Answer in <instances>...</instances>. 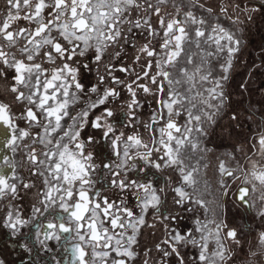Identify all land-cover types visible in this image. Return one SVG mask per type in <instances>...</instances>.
I'll list each match as a JSON object with an SVG mask.
<instances>
[{"label":"snow or ice","instance_id":"1","mask_svg":"<svg viewBox=\"0 0 264 264\" xmlns=\"http://www.w3.org/2000/svg\"><path fill=\"white\" fill-rule=\"evenodd\" d=\"M0 237V264H264V0H0Z\"/></svg>","mask_w":264,"mask_h":264},{"label":"flooded vegetation","instance_id":"2","mask_svg":"<svg viewBox=\"0 0 264 264\" xmlns=\"http://www.w3.org/2000/svg\"><path fill=\"white\" fill-rule=\"evenodd\" d=\"M258 39H259V37H258ZM252 85H255V84H252ZM256 85H258L256 88H258L260 86V84H256ZM16 159L19 160L20 157L16 156ZM0 243H2V237H0ZM5 250H6V247H3L2 255L8 261V264H18L16 255L11 250H9V252H6Z\"/></svg>","mask_w":264,"mask_h":264},{"label":"rangeland","instance_id":"3","mask_svg":"<svg viewBox=\"0 0 264 264\" xmlns=\"http://www.w3.org/2000/svg\"><path fill=\"white\" fill-rule=\"evenodd\" d=\"M255 39H257L258 40V36L257 37H254ZM254 52H255V50H253V54H254ZM247 69L246 68H244V67H241L240 68V72L243 74V75H241V76H237V79L238 80H243V79H248V76H247ZM253 84H255V85H252V87L253 88H256L258 85H256V84H260V80L257 78V79H255V81H254V83ZM8 247H6V252H9V248L7 249Z\"/></svg>","mask_w":264,"mask_h":264}]
</instances>
